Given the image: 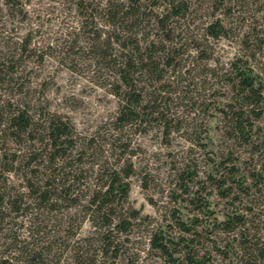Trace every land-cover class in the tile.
I'll return each mask as SVG.
<instances>
[{
    "label": "rangeland",
    "instance_id": "374dc122",
    "mask_svg": "<svg viewBox=\"0 0 264 264\" xmlns=\"http://www.w3.org/2000/svg\"><path fill=\"white\" fill-rule=\"evenodd\" d=\"M77 1L18 0L16 6L9 7L0 0V105L24 106L39 130L44 129L50 117H58L72 128L74 145L69 152L72 169L77 171L70 177H79L81 194L101 185L99 174L129 163L133 173L128 179V198L122 205L123 210L139 211V218L132 221L127 234L118 235L120 252L114 262L167 264L149 249L148 239L156 229L166 228L174 209L184 220L192 216L193 207L188 195L181 194L178 174L186 168L194 169L193 186L214 174L222 158L229 154L239 173L246 172L245 184L252 185L248 175L252 163H264V157L257 153L252 157L250 148L228 139L220 113L228 97L224 74L231 61L245 55L247 39L255 53L249 63L264 79V0H224L230 12L216 9L220 0L188 1L187 15L176 21L174 32V42L184 46V55L179 67L165 71L164 81L170 92L158 99L167 117L172 118L168 131L158 121L121 130L112 124L120 106L114 94L117 77L112 69L93 58L90 26L82 20ZM84 1L94 6L105 0ZM150 8L149 2L141 10L149 15ZM147 14H143L137 39L141 45L146 44L144 39L159 44L161 34L153 20L149 23ZM216 17L222 19L228 31L225 37L213 40L203 35V28ZM96 21L103 22L99 17ZM196 45L205 51V57L198 56ZM153 89L147 88V92ZM155 90L159 92L157 86ZM256 125L264 142V116ZM2 143L0 138V146ZM8 147L9 152L14 147L21 148L18 154L26 150L24 145L9 143ZM261 148L263 154L264 145ZM24 165L17 162L7 182L3 183L0 175V190L5 185L12 194L23 193L22 204H30L0 222V250L13 247L10 242L16 236L18 247L41 250L40 264H80L79 259L81 264H89L98 251L91 218L82 206L62 205L46 212L31 203L24 187L25 174L29 172ZM259 167L260 164L257 170ZM261 177L264 180V170ZM248 192L246 196L237 195L242 198L237 205L240 210L251 207L248 224L255 230L260 227L264 211V181L252 185ZM210 202V208L221 218L231 208L230 201L214 190ZM78 249L83 250L82 256ZM108 256L106 262L111 263L114 259ZM215 260L233 264L235 257L222 259L218 255Z\"/></svg>",
    "mask_w": 264,
    "mask_h": 264
},
{
    "label": "trees",
    "instance_id": "16d2710c",
    "mask_svg": "<svg viewBox=\"0 0 264 264\" xmlns=\"http://www.w3.org/2000/svg\"><path fill=\"white\" fill-rule=\"evenodd\" d=\"M3 1L9 7L18 3V0ZM188 1L105 0L94 6L84 0L77 1L82 20L86 26H90L88 34L91 36L93 58L112 69L117 77L114 94L119 98L120 106L112 120L116 129L141 127L158 121L163 123L166 131L169 130L172 118L167 117L168 112L158 103V99H164L170 92L169 84L164 81L165 71L179 67L184 55V46H177L174 42V32L176 21L184 20L187 15ZM149 2L152 8L148 15L141 8L146 3L149 5ZM216 9L230 12V6L224 5V0L219 1ZM143 14L150 16L149 23L153 20L157 33L161 34L159 44L144 39L146 44L141 45L137 39ZM97 17L103 22L96 21ZM227 31L222 19L216 17L205 24L203 35L217 40L225 37ZM244 43L245 55L231 61L229 70L224 74L228 97L220 108L221 119L228 139L250 148L252 157L256 153L264 157V153L260 152L264 145L260 140L262 133L256 125L264 116V79L249 63L255 53H252L248 39ZM195 50L200 58L207 55L200 45H196ZM145 86L154 89L147 92ZM156 86L158 93L155 92ZM47 123L44 129L39 130L24 106L13 107L10 103L0 105L2 182L8 181L7 175L15 170L17 162H25L24 166L29 172L25 174L24 187L31 203L46 212L57 210L62 205L82 206L85 214L91 218L97 235L98 251L89 264H115L120 252L118 235L127 234L132 221L139 218V211L123 210L122 205L128 198V179L133 173L132 167L126 162L104 173H101L102 170L99 174L103 180L101 185L87 194H81V187L77 186L79 177L71 178L77 171L72 169L69 152L74 145L73 130L58 117L48 118ZM9 143L24 145L26 150L18 154L21 148L14 147L9 152ZM258 164L260 167L257 170ZM263 170L262 161L252 163L248 174L252 185L264 181L261 177ZM238 173L239 168L229 154L222 158L214 174H208L206 179L193 186L191 184L196 177L194 169L186 168L179 173L177 182L181 194L188 195L187 200L193 207L192 216L184 220L181 213L174 209L166 228H158L151 233L149 249L167 264H219L215 260L218 255L222 259H230L233 255V264H264V211L259 221L260 227L254 230L248 224L251 207L240 210L237 205L242 199L237 195H248L252 185L245 184L248 177L246 172ZM6 188L4 185L0 190V222L11 213L18 214L30 207L26 202L22 204L23 193L12 194ZM213 190L230 201L231 208L225 211L223 218L216 216L210 208ZM258 230L263 234H259ZM18 242L14 236L10 242L14 246L0 250V264H40L41 250L29 249L26 245L18 247ZM77 253L82 256L83 250L78 249ZM108 255L114 259L111 263L106 262ZM97 257L100 259L97 260ZM78 262L83 263L80 259Z\"/></svg>",
    "mask_w": 264,
    "mask_h": 264
}]
</instances>
